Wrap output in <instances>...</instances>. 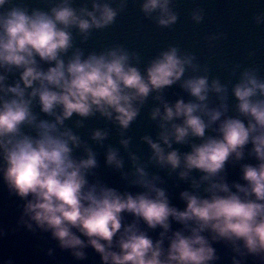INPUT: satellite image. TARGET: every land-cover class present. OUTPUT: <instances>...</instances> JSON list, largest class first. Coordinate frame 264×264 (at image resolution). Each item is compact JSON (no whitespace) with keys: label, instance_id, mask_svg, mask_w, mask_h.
I'll return each mask as SVG.
<instances>
[{"label":"clouds","instance_id":"obj_1","mask_svg":"<svg viewBox=\"0 0 264 264\" xmlns=\"http://www.w3.org/2000/svg\"><path fill=\"white\" fill-rule=\"evenodd\" d=\"M134 2L158 28L171 30L179 20L176 0ZM128 3L85 0L75 6V0H52L44 9L0 0V180L10 197L23 202L12 231L50 233L77 261L87 260L86 249L92 248L101 264H218L213 245L219 243L232 253L230 264H249V258L264 264L260 68L225 65L229 79L222 82L177 44L146 63L123 44L87 53L77 44V38L82 45L113 26ZM189 16L199 25L205 10L196 6ZM252 21L264 26V11ZM226 35L205 40L212 46ZM173 86L188 98L169 100ZM149 98L156 132L140 137L149 150L145 158L132 150L129 132ZM92 118L115 128L119 147L105 143L109 127L82 138L79 130ZM89 140L104 149V166L140 191L105 183ZM229 168L239 169L237 180L229 181ZM165 177L188 185L179 192L183 209L172 204ZM173 223L180 227L173 229ZM7 234L0 228V238Z\"/></svg>","mask_w":264,"mask_h":264},{"label":"water","instance_id":"obj_2","mask_svg":"<svg viewBox=\"0 0 264 264\" xmlns=\"http://www.w3.org/2000/svg\"><path fill=\"white\" fill-rule=\"evenodd\" d=\"M23 2L30 7L47 9L52 0H23ZM84 2L85 0H75V6ZM176 2L175 10L179 13V20L171 30L158 28L152 21L146 20L139 10V3L129 0L126 11L117 17L113 26L94 32L85 44H79L78 38L76 42L85 49L86 53L93 50L100 51L113 44H123L130 50L139 52L144 63L169 44H177L182 49L195 53L201 63H207L211 68V75L219 76L222 82L229 79L225 65H255L260 68L261 75L264 76V26L257 27L252 21V16L256 12L264 11V0H176ZM196 6L205 10L204 20L199 25L194 24L189 16L190 11ZM217 32L226 33V38L214 41L212 46H209L205 37ZM249 52H254L255 55L250 57ZM144 63L140 65L141 68ZM178 95H184L185 99L188 98L178 86H173L166 93L171 101H175ZM229 102L234 104L235 101L230 97ZM153 103L149 98L129 132L133 138L132 150L145 158L149 150L147 145L140 142V137L144 134L155 135V125L148 117ZM68 123L71 124L70 121ZM104 127L112 128L111 136L105 143L119 147V137L115 128L103 119L92 118L86 121V127L80 129L79 133L83 139L88 140L92 129ZM89 143L92 144L90 140ZM92 146L99 153L98 159L101 167L97 171L105 183L121 191L126 189L132 192L140 191L138 188H127L125 182L120 179L119 173L104 166V149L95 144ZM174 147H180L181 151L188 150L186 146L174 145ZM121 154L125 155L123 149H121ZM125 160L127 169L126 155ZM151 170L158 171L157 169ZM160 175L165 176V173L160 172ZM238 177L239 169L229 168V181L237 180ZM165 178L172 204L183 209L185 204L179 199V192L188 188V185L177 181L175 177ZM177 184H179L178 187ZM22 203L19 198L9 196L5 185L0 180V228L8 231L6 237L0 238V264L9 258L13 259L15 264H101L99 255L92 248L86 249L87 260L77 261L69 251H63L57 246V242L51 239L50 233L37 230L33 234L24 227L12 231L16 228L17 220L21 215L18 205ZM178 227L180 225L173 223V229ZM158 231L150 235L155 238ZM213 246L221 256L218 264H230L232 255L230 250L219 243ZM49 249L54 250L51 257L47 254ZM249 264H252L251 258H249Z\"/></svg>","mask_w":264,"mask_h":264}]
</instances>
